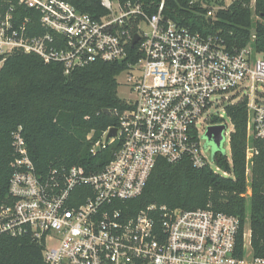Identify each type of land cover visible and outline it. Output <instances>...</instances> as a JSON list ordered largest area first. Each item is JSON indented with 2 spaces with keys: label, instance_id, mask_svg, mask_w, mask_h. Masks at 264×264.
<instances>
[{
  "label": "built area",
  "instance_id": "2783aa9c",
  "mask_svg": "<svg viewBox=\"0 0 264 264\" xmlns=\"http://www.w3.org/2000/svg\"><path fill=\"white\" fill-rule=\"evenodd\" d=\"M100 1L105 12L97 17L64 0H17L24 14L15 5L0 9V67L16 51L59 62L65 73L136 57L121 72L128 97L112 111L117 125L92 148L94 153L117 143L100 170L86 174L73 166L40 174L21 128L13 133L15 157L9 201L0 206V234L36 240L46 264H264V257L252 253L248 224L239 246L235 216L164 205L131 215L125 203L142 193L160 158H186L228 176L204 153L206 134L223 125L222 138L229 143L232 131L219 110L226 113L242 98L248 175L258 152L252 140H264V93L258 90L264 88V58L250 44L231 51L218 35L174 21L164 13L166 0ZM112 128L116 134L105 140ZM221 151L230 160V151Z\"/></svg>",
  "mask_w": 264,
  "mask_h": 264
},
{
  "label": "trees",
  "instance_id": "16d2710c",
  "mask_svg": "<svg viewBox=\"0 0 264 264\" xmlns=\"http://www.w3.org/2000/svg\"><path fill=\"white\" fill-rule=\"evenodd\" d=\"M64 1L95 17L105 12L100 0ZM139 1L147 4L159 0ZM191 1L166 0L164 13L191 30L218 35L231 51L250 44L264 58V0H254L253 8L250 0H232L213 18L207 14L208 8ZM10 5L25 13L17 0H0V9ZM135 59L129 55L119 62L97 61L65 73L61 63H46L33 53L16 51L6 57L0 67V206L9 201L15 157L13 133L18 128L40 174L73 166L87 174L110 161L117 143H105L94 153L92 148L108 127L117 125L112 111L123 106L117 94V75ZM246 104L247 99L242 98L226 107L233 125L230 160L221 150L213 154L215 164L228 176L214 173L209 166L195 167L186 158L174 163L160 158L142 193L125 202L129 214L149 205L210 208L239 219V246L243 227L248 224L252 253L264 257V140H252L258 152L250 161L248 185ZM248 187L250 193L246 195ZM42 248L29 236L0 234V264H46Z\"/></svg>",
  "mask_w": 264,
  "mask_h": 264
},
{
  "label": "rangeland",
  "instance_id": "374dc122",
  "mask_svg": "<svg viewBox=\"0 0 264 264\" xmlns=\"http://www.w3.org/2000/svg\"><path fill=\"white\" fill-rule=\"evenodd\" d=\"M193 1H194V3L195 2H199L200 6H202L204 8H208V13L207 14L210 15L211 18L214 17V13L218 9L225 8L232 2V0H193ZM253 5H254V0H250V7L253 8ZM125 77L126 76H125L124 73H121L120 75L119 74L117 75V81L119 83L118 88H117V94H118V96L121 99L125 98V97H128L127 90L124 87V85H122V82L124 81ZM258 90L262 91L264 93V88L263 87L258 86ZM243 94L244 93H241L240 95H243ZM219 114H221L222 118L227 123V131L231 132L232 128H233V125H232L229 117L227 116V114L224 112V108H221L219 110ZM208 146H209L208 149H204V153L211 157L214 154L216 149H215V147L213 146V144L211 142L208 144ZM222 149L225 150L227 153H229V151H230L227 137L223 141V144L221 146V150ZM247 179H248L247 183L249 185L250 171H249V173L247 175ZM249 193L250 192H249V187H248L246 195H248Z\"/></svg>",
  "mask_w": 264,
  "mask_h": 264
},
{
  "label": "water",
  "instance_id": "95a60500",
  "mask_svg": "<svg viewBox=\"0 0 264 264\" xmlns=\"http://www.w3.org/2000/svg\"><path fill=\"white\" fill-rule=\"evenodd\" d=\"M137 37L135 36L133 39V44L136 42ZM225 129V127L223 125L221 126H213V127H209L207 130V139L213 144V146L215 147V151L220 150L221 145H222V132ZM116 134V129L112 128L110 129V131L108 132V134L105 137V140H107L110 136H114ZM98 149V148H97Z\"/></svg>",
  "mask_w": 264,
  "mask_h": 264
},
{
  "label": "crops",
  "instance_id": "0c3cea01",
  "mask_svg": "<svg viewBox=\"0 0 264 264\" xmlns=\"http://www.w3.org/2000/svg\"><path fill=\"white\" fill-rule=\"evenodd\" d=\"M258 56H261L260 54H258Z\"/></svg>",
  "mask_w": 264,
  "mask_h": 264
}]
</instances>
